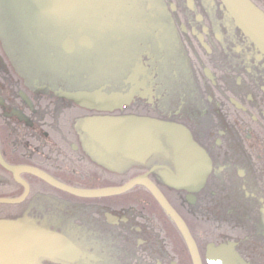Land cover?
Here are the masks:
<instances>
[{
	"label": "flooded vegetation",
	"instance_id": "flooded-vegetation-1",
	"mask_svg": "<svg viewBox=\"0 0 264 264\" xmlns=\"http://www.w3.org/2000/svg\"><path fill=\"white\" fill-rule=\"evenodd\" d=\"M46 1L0 0L3 162L83 191L140 181L82 197L20 171L27 194L0 219L62 241L29 264H192L144 183L181 218L201 264L225 243L264 264V0H244V29L222 0H49L41 12ZM17 32L35 35L10 40ZM167 124L205 168L185 162ZM0 190L25 189L0 165Z\"/></svg>",
	"mask_w": 264,
	"mask_h": 264
},
{
	"label": "water",
	"instance_id": "water-1",
	"mask_svg": "<svg viewBox=\"0 0 264 264\" xmlns=\"http://www.w3.org/2000/svg\"><path fill=\"white\" fill-rule=\"evenodd\" d=\"M222 1L226 5L227 9L232 13L238 25L244 29V19L245 18L247 19L248 16L247 15L248 10L245 8L244 0H222ZM49 3L50 1L47 0L44 7L41 9V12L46 11V8L49 6ZM249 24L251 25V22H249ZM249 24L246 23L248 27L250 26ZM19 33L22 32L9 34L10 36L9 39L17 41L19 39L18 36ZM259 34L261 35V33ZM97 92L87 93L84 91H77V92L61 91V95L65 98L74 100L76 103L80 105H87L88 103H92L94 101H96V106L98 107L99 106L107 107L105 105L114 107L117 105L116 100H111L107 98L104 99L95 98L93 101H91L90 97L96 95ZM166 128H168V130H170V132L173 134L177 146L180 147V149L182 150L183 158L185 162L193 163V161H197V163H200V167L205 168V166L203 165V159L199 155V151L197 150V148H195L193 144L190 143V141L187 138L188 136L186 132L181 127L176 125L167 124ZM189 148H191L190 151H188ZM188 152L189 155H186V153ZM0 165L11 171L14 176V179L17 182L21 183L25 189L23 194L17 198H0V203L2 204H17L23 201V199L25 198L27 194V186L18 177V173L20 171H27L33 173L46 180L48 183L57 186L68 193L82 197L104 196V195L115 194L117 192L127 189L130 185L140 181L139 179H135L130 181L128 184L124 185L123 187L105 190V191H83L54 183L48 177L34 170L10 167L3 162L1 156H0ZM144 185L147 186V188L150 190V192L152 193L156 201L159 203L161 208L165 211V213L168 215L170 220L176 225V227L182 234L188 249L191 263L201 264L194 242L190 234L188 233L187 228L183 223V221L181 220V218L172 209V207L169 205L166 199L155 187L148 185L146 183H144ZM61 250H62V241L58 237L43 231H25L23 227L15 221L0 219V264H29L33 252L58 255L61 252ZM205 262L207 264H245L244 260H242L239 257V255L236 253L234 249V243H225L218 246H213L209 244L206 247Z\"/></svg>",
	"mask_w": 264,
	"mask_h": 264
},
{
	"label": "rangeland",
	"instance_id": "rangeland-1",
	"mask_svg": "<svg viewBox=\"0 0 264 264\" xmlns=\"http://www.w3.org/2000/svg\"><path fill=\"white\" fill-rule=\"evenodd\" d=\"M35 35V33L34 32H32V33H27V32H22V33H19V41H21L22 43H25V42H27V41H29V40H31V38L33 37ZM4 192H1V190H0V195H2V196H5V195H7L6 193H4ZM16 194V193H15ZM7 197V196H6ZM16 198H17V196H16ZM1 205H0V208H2V209H4L6 206H2V205H10V204H2V203H0ZM10 206H12V205H10Z\"/></svg>",
	"mask_w": 264,
	"mask_h": 264
},
{
	"label": "trees",
	"instance_id": "trees-1",
	"mask_svg": "<svg viewBox=\"0 0 264 264\" xmlns=\"http://www.w3.org/2000/svg\"><path fill=\"white\" fill-rule=\"evenodd\" d=\"M0 197H2V195H0ZM0 205H1V204H0ZM2 206H6V207H8V208H14V209H15V208H18L17 206H13V205H12V206H10V205H2Z\"/></svg>",
	"mask_w": 264,
	"mask_h": 264
}]
</instances>
